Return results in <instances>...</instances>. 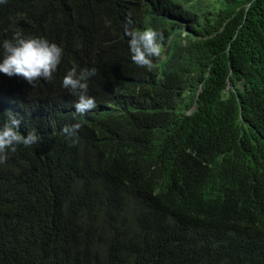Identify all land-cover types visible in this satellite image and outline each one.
I'll return each instance as SVG.
<instances>
[{
	"label": "trees",
	"instance_id": "16d2710c",
	"mask_svg": "<svg viewBox=\"0 0 264 264\" xmlns=\"http://www.w3.org/2000/svg\"><path fill=\"white\" fill-rule=\"evenodd\" d=\"M115 1L0 3V44L20 31L63 50L51 80L0 73V123L11 111L39 137L0 163V264H264V0L176 11L204 37L177 31L159 76L128 62L124 28L167 27ZM223 13L209 36L198 16ZM92 68L88 95L117 88L124 111L89 118L71 152L48 128L77 100L64 76Z\"/></svg>",
	"mask_w": 264,
	"mask_h": 264
},
{
	"label": "clouds",
	"instance_id": "9594fccd",
	"mask_svg": "<svg viewBox=\"0 0 264 264\" xmlns=\"http://www.w3.org/2000/svg\"><path fill=\"white\" fill-rule=\"evenodd\" d=\"M5 2L6 0H0V3ZM193 6L194 0H116L111 9L117 15L121 8L129 20L141 16L168 29L164 36L152 25L143 24L131 28L130 22L126 23L124 31L127 48L132 54L128 57V62L137 68L152 71L153 76H159L162 73V59L169 52L170 43L177 31L182 37L186 34L197 39L204 37L191 32L187 29L186 21L176 16V11ZM224 16V13L220 15L200 14L198 19L204 30L208 31L207 34L211 36L221 31L225 25ZM176 22L179 27L172 29L171 23ZM184 42L185 39H183ZM0 47L3 49L2 57H0V73L8 77H21L30 85H34V82L39 79L51 80L61 62L63 52L55 43H50L45 38L25 36L20 31L15 32L10 39L3 40ZM95 74V68L85 69L79 73L73 69L67 72L62 81L63 87L76 96L77 100L65 103L63 108L65 121L58 124L60 127L50 125L48 131H56L64 135L65 145L71 152L84 150L89 118L93 116L112 117L124 111L125 95L117 88L97 100L88 95V86L85 81ZM201 87L200 85L196 90H187L195 94L193 104L187 113H192L197 107ZM242 121L238 115L237 122ZM20 126L21 119L11 111L8 112L7 119L0 123V163L7 159L8 151H16L17 145L29 147L38 142L39 137L35 131H30L27 136H24L18 131ZM243 197L248 203L250 196Z\"/></svg>",
	"mask_w": 264,
	"mask_h": 264
}]
</instances>
